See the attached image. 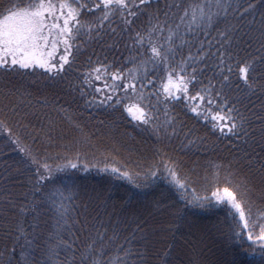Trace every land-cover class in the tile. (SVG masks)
I'll use <instances>...</instances> for the list:
<instances>
[{
  "label": "trees",
  "instance_id": "trees-1",
  "mask_svg": "<svg viewBox=\"0 0 264 264\" xmlns=\"http://www.w3.org/2000/svg\"><path fill=\"white\" fill-rule=\"evenodd\" d=\"M13 2L27 4L29 0ZM82 2L91 6L94 0ZM135 2L138 4L139 0ZM174 2L188 3L191 0H152L151 6L147 8L141 6L139 11L132 9L138 11V15L130 27L117 14L104 22L99 36L96 35L95 27L100 12H85L81 16L82 23L90 25L94 31L91 38L84 33L77 42L80 48L76 53L75 64L63 77L53 79L52 74L39 67L15 71L0 68V252L7 255L6 249L14 247L13 264H67L73 257V264H80L81 252L92 240H96V244L90 260L95 259L99 264H247L256 252L258 246L248 241L246 234L235 235L240 232V227L231 215L233 210L226 203L215 204L213 201L204 207L192 206L180 199L181 194L166 179L137 181L140 184L137 187L110 172L101 171L103 166H96L95 163H89L87 171L78 168L57 173L55 183L61 185L68 179L82 182L87 179L111 180L116 193L103 199L73 198L65 217L67 223L60 219L61 225L56 222L57 227L51 235L44 236L39 231L48 206L55 208L46 198L52 185H43L40 191H35L38 179L36 166L20 149L30 148L36 154L34 145L28 143L27 134L38 131L48 120H53L56 125L65 119L66 115L59 110L60 107L67 109L71 117L87 123L102 121V124L124 129L133 127L150 141L155 150H170L184 158L188 157L184 152H191L190 157L212 159L215 165L222 166L219 168L223 172L221 181L231 165V170L247 178L254 203L264 206V199H261L264 194V89L261 87L264 85V48L261 47L264 43V0H222L231 5L226 19L221 14V18L211 28L203 30L193 26V30L188 32L182 27L180 33L187 43L181 44L180 38H173L176 50L174 65L186 60L189 55L199 59L197 49L201 44L203 51L208 54L194 65L198 69L197 79L202 82L196 85V89L207 85L209 81L219 84L222 81L221 68H224V75H228V66L232 68L224 92L231 102L236 103L246 121L244 129L236 135L213 130L212 122L192 113L188 102L181 98L168 104L167 116L176 118L177 135H162L163 138L156 139L150 127L134 120L123 108L113 110L103 105L86 104L78 90L71 87L82 80L83 74L90 70L97 58L106 60L114 69L133 67L127 63V59L130 54H135L132 46L136 32H147L156 22L154 13L157 9L163 21V12L167 11L165 4ZM250 3L255 6L245 11ZM7 4L8 0H0V5ZM179 14L169 15V25L175 27L179 22ZM227 28H231L230 43L219 36V32ZM166 37L167 31L163 36L157 32L153 41L164 43ZM221 53L225 59L224 65L220 64L218 58ZM61 54L62 51L57 53ZM188 63L192 64L193 61ZM244 63H251L254 69L249 73V81L254 85L252 89L239 77L238 68ZM148 69V79L156 82L155 90L159 91L166 69L157 66L153 70L151 64ZM109 83L112 81L109 80ZM128 95L132 96L131 91ZM160 100H163L162 96ZM152 104L158 109L153 115L163 124L167 119L164 103H157L153 97ZM163 140L170 142V145L162 147ZM188 140H194L195 144L185 148ZM155 189L168 190L172 196L164 211L162 208L151 211L141 204L140 196ZM208 194L209 191L201 195ZM33 202L38 205L35 212L30 207ZM24 208L27 210L21 211ZM191 222H195V225L191 226L190 231L187 226ZM61 239L71 248L62 245L56 249L58 254L49 259V246ZM27 241H31V244Z\"/></svg>",
  "mask_w": 264,
  "mask_h": 264
},
{
  "label": "snow or ice",
  "instance_id": "snow-or-ice-1",
  "mask_svg": "<svg viewBox=\"0 0 264 264\" xmlns=\"http://www.w3.org/2000/svg\"><path fill=\"white\" fill-rule=\"evenodd\" d=\"M151 3L152 0H139L138 4L135 0H94L90 6L82 0H37V2L29 0L27 4L8 0L6 6L0 5V68L5 71H15L39 67L52 74L53 79L63 77V74L75 64L76 53L80 48L77 42L84 33H87L91 38V33L94 31L90 25L82 23L81 16L85 12L93 14L97 11L100 12L95 27L96 35L99 36L104 22L109 21L112 16L118 14L122 22L130 27L134 18L137 17L138 11L141 10V6L147 8L151 6ZM254 6L250 3L245 11ZM230 7V4L223 3L222 0H191L188 3L165 4L167 11L163 12V21L160 20V10L157 9L154 13L156 22L147 32L145 34L136 32L132 46L135 54H130L127 59V63L132 64L133 67L114 69L113 65L107 63L106 60L97 58L94 65L90 66V70L83 74L82 80L71 87L78 90L80 96L85 98L86 104L103 105L113 110L117 107L123 108L134 120L150 127L158 139L162 135L169 137L177 135L176 118L167 116L168 104L179 101L181 98L188 102L192 113L205 121H211L213 130L236 135L244 129L246 121L243 113L236 107V103L231 102L224 92L232 68L227 67L228 75H224V68H221L222 81L219 84L209 81L207 85L196 89V85L202 84V82L197 79L198 69L194 65L208 55L203 51V44L197 49L199 59L189 55L179 64L174 65L173 63L176 55L173 38H180L181 44L187 43L180 33L182 27L188 32L193 30L194 25L201 30L211 28L221 18V14L225 19L227 18ZM133 8L138 11H133ZM173 9L177 11H173ZM177 12L180 13L178 15L179 22L175 24V27H172L169 25L168 17L170 14L177 16ZM128 17L133 19H128ZM112 31L115 32V29L113 28ZM165 31H167V37L164 43L153 41V36L157 32L163 36ZM230 31L231 28H227L219 32L221 40L230 43ZM61 45H63L62 49ZM261 47L264 48V43L261 44ZM61 51L63 54L57 55ZM217 51L220 52V49ZM218 58L220 64L224 65L225 59L222 53ZM188 61H193V63L189 64ZM149 64L153 65V70L157 66L166 69L165 79L160 81L159 91L155 90L156 82L148 79ZM238 70L240 79L249 89H252L254 85L249 81V73L254 71L252 64L244 63L239 66ZM109 80L112 83H109ZM125 81L127 82L125 83ZM261 87L264 89V85ZM149 88L152 90L145 91ZM89 89L91 91H88ZM129 91L132 93L131 97L128 95ZM121 92L123 95H120ZM161 96L163 97L162 101L160 100ZM153 97L156 98L157 103H164L167 119L163 124L158 123L153 115L155 111H158L152 104ZM59 110L64 112L71 121L72 118L67 109L60 107ZM73 124L80 135L75 138L74 142L64 145V147L73 148L74 151L71 159H68L65 154L66 162L63 164H50L47 162V156L40 157L39 154H34L30 148L20 149L36 166L38 179L35 191H40L43 185H52L46 193V198L55 206L59 217L64 219L65 223H67L65 217L69 212L70 202L78 193L76 186L69 188L66 185H57L55 175L64 172L65 169L82 168L87 171L89 165L81 162L88 155L83 149L94 147L90 134L85 132L80 124L74 121ZM169 129H171L170 132ZM193 144H195L194 140H188L184 147L187 148ZM156 153L159 159L154 160L146 169L142 168L139 161H134L135 167L119 162V167L115 164H105L100 170L134 183L137 187H140L137 181L142 177L153 182L160 178L166 179L181 194L180 199L192 206L204 207L213 201L215 204L226 203L230 206V210H233L231 215L240 227V232L235 235L246 234V239L258 246L256 252L248 259L247 264H264V206H257L252 200L250 195L252 189L247 178L237 171L231 170V165H229L223 181L220 179V172L216 171L213 176L214 190L203 188L210 194L200 195L195 185L201 179L207 180L208 177L206 174L200 175L197 161H193L191 167L185 168L181 159L169 156L162 149L157 148ZM101 155H104L105 159H109V155L103 153ZM111 158L116 159L115 157ZM215 167L219 169L222 166L216 165ZM161 170H163V176H161ZM66 192L68 195H65ZM261 199H264V194ZM37 206V203L33 202L30 206L31 210L35 212ZM26 210L27 208L21 209V211ZM74 223H79V221H74ZM21 232L23 233V229ZM27 242L31 244V241ZM95 244L96 240H92L81 252L80 264H99L95 259L90 260L95 252ZM62 245L71 248V245H67L62 239L58 240L55 245L49 246V259L58 254L56 249ZM6 252L7 255L0 252V264H13L15 248L6 249ZM74 260L75 257L67 264H73ZM56 264H60V262H56Z\"/></svg>",
  "mask_w": 264,
  "mask_h": 264
},
{
  "label": "rangeland",
  "instance_id": "rangeland-1",
  "mask_svg": "<svg viewBox=\"0 0 264 264\" xmlns=\"http://www.w3.org/2000/svg\"><path fill=\"white\" fill-rule=\"evenodd\" d=\"M213 11H215V9H213ZM71 118L72 119L70 121L66 117L56 125L53 123V120H48L47 122L43 123L41 129H38V131L34 133L30 132L27 134L28 143L34 145L36 150L35 153L39 154L40 157L47 156V162L50 164L65 163V154H67L68 159H71L74 149L71 147H64V145L69 144V142H74L75 138L79 137L80 135L79 131L74 127L73 121L80 124L84 128L85 132L90 134L92 143L94 145V147L90 149H83V151L88 153L87 158L82 159L84 163H95L96 166L103 167L105 164H115V166L119 167V162H123L135 167L134 161H139L142 165V168L146 169L154 160L159 159V156L157 155L156 150L153 148L150 141L146 138H143V136L138 133V130H135L133 127H131V129H124L116 125L111 126L94 122L87 123L74 117ZM157 122L159 123L158 120ZM154 137L158 139L155 135ZM165 139L170 138L166 137ZM163 142L164 144L162 147H167L170 145V142H167V140H163ZM172 152L173 151L169 150L165 153H167L169 156L181 159L185 168L191 167L192 162L197 161L200 175H207V180L201 179L200 182L195 185L197 187L198 194L201 195L207 192L204 191L203 188L214 190L213 176L216 171L220 172V169L215 167L216 165L212 159H196L190 157L191 152H184L185 155L188 156L187 158H184L181 155L173 154ZM101 153L109 155V159H105L104 155H101ZM111 157H115L116 159L113 160ZM137 170L139 171L141 169ZM222 175L223 172L221 171L220 176ZM143 180L146 179L142 177L138 181ZM61 185H66L69 188L76 186V192L78 193L74 197L76 200H82L84 198L88 199L91 197L103 199L106 198V196L108 197V195L116 193L111 180L94 181L92 179H87L82 182L78 179L75 181L68 179L65 180ZM65 195H68V193L66 192ZM171 197L172 196L168 190L155 189L147 195L140 196L139 199L141 204L149 208L151 211L160 210L161 208L164 211L167 209V206H169V200ZM60 219L61 218L59 217L56 208L48 206L45 215H43L42 224L39 226L40 233L44 236L45 234L51 235L52 231L57 227V223L60 224ZM193 225H195V222H191L187 226L190 231V228ZM49 237L51 239V236ZM41 239L46 240L47 237H42ZM50 243L52 244V242Z\"/></svg>",
  "mask_w": 264,
  "mask_h": 264
}]
</instances>
